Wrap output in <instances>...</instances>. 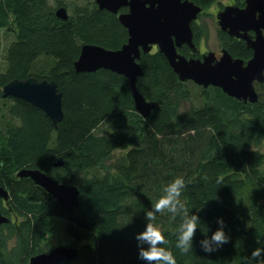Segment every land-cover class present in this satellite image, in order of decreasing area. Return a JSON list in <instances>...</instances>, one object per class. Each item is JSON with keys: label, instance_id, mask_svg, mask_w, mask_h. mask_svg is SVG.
<instances>
[{"label": "trees", "instance_id": "1", "mask_svg": "<svg viewBox=\"0 0 264 264\" xmlns=\"http://www.w3.org/2000/svg\"><path fill=\"white\" fill-rule=\"evenodd\" d=\"M217 1L195 4L207 8ZM55 3L65 6L68 19L56 15L51 0H0V31L10 36L0 69V183L9 192L7 202L0 200L9 218L0 227V264H29L50 252L56 217L66 220L70 247L79 252L64 264H146L134 237L178 176L186 184L181 201L201 224L184 255L176 248L182 216L157 214L154 223L168 241L163 246L177 264H248L252 251L264 248V84H256L258 102L246 103L217 87L181 82L154 48L142 53L144 75L137 81L138 91L156 104L145 118L127 78L75 69L84 45L118 50L127 43L118 16L95 0ZM193 31L198 46L207 30L194 23ZM219 39L234 58L253 57L246 41L221 30ZM178 52L196 57L186 45ZM31 77L55 81L63 93L65 118L58 127L26 100L4 97L11 81ZM24 169L76 185L79 207L67 212L31 178L19 177ZM218 218L230 242L206 253L200 241L217 230Z\"/></svg>", "mask_w": 264, "mask_h": 264}, {"label": "water", "instance_id": "2", "mask_svg": "<svg viewBox=\"0 0 264 264\" xmlns=\"http://www.w3.org/2000/svg\"><path fill=\"white\" fill-rule=\"evenodd\" d=\"M101 10L119 15V21L128 31L129 39L118 50L86 44L75 62L79 73L109 70L124 76L130 82L135 107L148 118L155 103L149 102L137 88V81L144 75L140 64L142 53H151L154 47L164 54L181 82L192 81L204 88H220L237 100L256 103L259 95L256 84H264V0H246L245 6H225L218 15L220 30L232 38L246 41L253 57L245 62L234 58L226 49L218 58L214 52L202 58H187L178 50L184 45L196 52L193 24L204 8L190 0H95ZM128 8L126 13H120ZM56 15L68 19L66 8ZM3 95L26 100L43 110L55 127L64 120L63 93L55 81L35 77L15 79L3 89ZM58 165H62L59 163ZM57 165V166H58ZM19 177L31 178L38 186L51 194L69 213L79 207L80 190L66 185L40 170L24 169ZM0 199L9 200V192L0 183ZM9 218L0 208V226ZM1 241V239H0ZM79 256L74 247L59 246L48 253L36 255L29 264H64Z\"/></svg>", "mask_w": 264, "mask_h": 264}, {"label": "clouds", "instance_id": "3", "mask_svg": "<svg viewBox=\"0 0 264 264\" xmlns=\"http://www.w3.org/2000/svg\"><path fill=\"white\" fill-rule=\"evenodd\" d=\"M220 182V180L217 181V183ZM185 187L183 176L176 177L164 188V194L155 203L154 207L145 213V219L148 222L145 224L143 231L137 233L134 238L137 242L138 259L145 261L146 264H177L173 252L163 246L168 243L164 231L154 223L158 213L166 211L173 218L177 215L182 216L176 248L184 255L193 250V239L201 220L198 215L190 214L181 201ZM217 224V230L210 237L200 241L201 249L206 253L215 252L224 244L230 242V236L225 232L226 224L223 218H218ZM252 261H255V264H264V248H256L252 251L248 264H252Z\"/></svg>", "mask_w": 264, "mask_h": 264}, {"label": "rangeland", "instance_id": "4", "mask_svg": "<svg viewBox=\"0 0 264 264\" xmlns=\"http://www.w3.org/2000/svg\"><path fill=\"white\" fill-rule=\"evenodd\" d=\"M55 1L56 0H51V3L54 8L57 7ZM67 1L78 2L80 0H67ZM190 1L195 3V0H190ZM237 3H238V0H218L217 2L210 5L207 8L203 7L204 10L202 14L199 16L198 21L196 22L201 28L207 30V33L205 34V36H203V38L198 44V49L202 53L214 52L218 56L221 55L222 46H221V42L219 39L220 26L218 23L217 15L221 10H223L225 6L238 5ZM57 8L59 9L61 7H57ZM194 38H195V35H194ZM9 39H10V36H6L4 31H0V69H3L2 67L5 66L3 52H4V49ZM0 175H2L1 168H0ZM72 185L74 184H71V186ZM65 226H66L65 219L61 217L53 218V227L49 234L48 242H47L49 248H56L59 246L70 247V239L65 234ZM10 244L13 245L14 241H12Z\"/></svg>", "mask_w": 264, "mask_h": 264}, {"label": "flooded vegetation", "instance_id": "5", "mask_svg": "<svg viewBox=\"0 0 264 264\" xmlns=\"http://www.w3.org/2000/svg\"><path fill=\"white\" fill-rule=\"evenodd\" d=\"M230 6V5H229ZM123 9H126L127 11H122ZM122 10H121V12L120 13H126V12H128L129 11V9L128 8H123ZM118 16V18H119V15H117ZM195 39V38H194ZM195 43V42H194ZM195 45H196V43H195ZM185 46V45H184ZM187 46V45H186ZM189 47V46H188ZM154 48H157V47H154ZM190 48V47H189ZM158 49V48H157ZM181 49V48H180ZM191 49V48H190ZM196 52H194V51H192V49H191V51H192V53L193 54H195L196 55V57H194V58H202V55L203 54H207V53H209V52H207V53H202L199 49H198V46L196 45ZM222 50H223V48H222ZM222 50H221V55L220 56H218L216 53V56L218 57V58H220L221 56H222ZM187 58H190V57H187ZM0 200H2V199H0ZM2 201H4V200H2ZM4 202H7V201H4ZM1 227V226H0Z\"/></svg>", "mask_w": 264, "mask_h": 264}]
</instances>
